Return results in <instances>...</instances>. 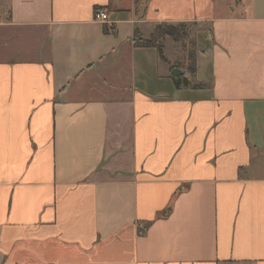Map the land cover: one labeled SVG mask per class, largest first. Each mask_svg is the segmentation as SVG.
Returning <instances> with one entry per match:
<instances>
[{"label": "crops", "instance_id": "0c3cea01", "mask_svg": "<svg viewBox=\"0 0 264 264\" xmlns=\"http://www.w3.org/2000/svg\"><path fill=\"white\" fill-rule=\"evenodd\" d=\"M0 264H264V0H0Z\"/></svg>", "mask_w": 264, "mask_h": 264}, {"label": "trees", "instance_id": "16d2710c", "mask_svg": "<svg viewBox=\"0 0 264 264\" xmlns=\"http://www.w3.org/2000/svg\"><path fill=\"white\" fill-rule=\"evenodd\" d=\"M186 24H160L157 26L156 31L148 38H143L139 34H137V40L136 44L138 46H155L158 48L160 57L162 59H166L164 54V45H163V37L169 36L173 38L175 41H180L187 37L189 34V29ZM188 31V32H187ZM187 70L193 74L195 72V53L194 51L190 52V63L187 67ZM176 85L181 86L182 82L180 77H176ZM184 85H189V83L192 84L193 87L199 88L204 87L205 84L198 83V82H190L188 79H184L183 81Z\"/></svg>", "mask_w": 264, "mask_h": 264}, {"label": "rangeland", "instance_id": "374dc122", "mask_svg": "<svg viewBox=\"0 0 264 264\" xmlns=\"http://www.w3.org/2000/svg\"><path fill=\"white\" fill-rule=\"evenodd\" d=\"M194 27H192L191 30V35H187L184 39H182L181 42H174V39L169 37L170 39L166 42V51L165 54L167 53L168 55H171L172 53L177 54L178 58L181 60L183 59V55L186 56L188 52L193 51V42H192V33L194 32ZM188 30V29H187ZM189 30V31H190ZM188 32V31H187ZM174 42V43H173ZM186 60V58H185Z\"/></svg>", "mask_w": 264, "mask_h": 264}, {"label": "built area", "instance_id": "2783aa9c", "mask_svg": "<svg viewBox=\"0 0 264 264\" xmlns=\"http://www.w3.org/2000/svg\"><path fill=\"white\" fill-rule=\"evenodd\" d=\"M95 18L101 21H106L108 19V15L105 11L100 10L96 12Z\"/></svg>", "mask_w": 264, "mask_h": 264}, {"label": "water", "instance_id": "95a60500", "mask_svg": "<svg viewBox=\"0 0 264 264\" xmlns=\"http://www.w3.org/2000/svg\"><path fill=\"white\" fill-rule=\"evenodd\" d=\"M172 74L174 76H178V75H185L186 77H189V73L184 72L182 69L180 68H174V70L172 71Z\"/></svg>", "mask_w": 264, "mask_h": 264}]
</instances>
